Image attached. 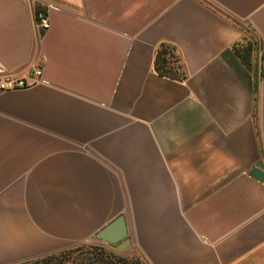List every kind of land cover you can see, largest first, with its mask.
<instances>
[{
	"label": "crops",
	"instance_id": "0c3cea01",
	"mask_svg": "<svg viewBox=\"0 0 264 264\" xmlns=\"http://www.w3.org/2000/svg\"><path fill=\"white\" fill-rule=\"evenodd\" d=\"M37 68L0 88V264L107 247L119 216L147 264H264V0H0V77Z\"/></svg>",
	"mask_w": 264,
	"mask_h": 264
},
{
	"label": "trees",
	"instance_id": "16d2710c",
	"mask_svg": "<svg viewBox=\"0 0 264 264\" xmlns=\"http://www.w3.org/2000/svg\"><path fill=\"white\" fill-rule=\"evenodd\" d=\"M261 48L262 43L250 29H246L240 39L231 47L234 54L249 70L252 67L254 52ZM179 61L173 46L161 44L155 53L154 68L160 75L178 79L183 76ZM94 249L98 251L93 252L94 256L87 264H145L138 255L133 260H129L128 258H120L101 246L94 247Z\"/></svg>",
	"mask_w": 264,
	"mask_h": 264
},
{
	"label": "rangeland",
	"instance_id": "374dc122",
	"mask_svg": "<svg viewBox=\"0 0 264 264\" xmlns=\"http://www.w3.org/2000/svg\"><path fill=\"white\" fill-rule=\"evenodd\" d=\"M94 247L100 246L95 244L78 245L63 250V252H57L55 254L30 260L28 262H23L21 264H87L93 258V252L98 251L94 249ZM104 248L120 258H128L129 260H133L138 255L141 260L145 262V260L139 254H136L133 251L126 253L125 249L121 252H116L115 250L109 248L108 245ZM145 264L147 263L145 262Z\"/></svg>",
	"mask_w": 264,
	"mask_h": 264
},
{
	"label": "water",
	"instance_id": "95a60500",
	"mask_svg": "<svg viewBox=\"0 0 264 264\" xmlns=\"http://www.w3.org/2000/svg\"><path fill=\"white\" fill-rule=\"evenodd\" d=\"M249 174L264 183V169L255 166L250 170ZM126 234L124 217L119 216L100 230L95 237L106 242L109 248L116 252H121L129 245V240L126 238Z\"/></svg>",
	"mask_w": 264,
	"mask_h": 264
},
{
	"label": "built area",
	"instance_id": "2783aa9c",
	"mask_svg": "<svg viewBox=\"0 0 264 264\" xmlns=\"http://www.w3.org/2000/svg\"><path fill=\"white\" fill-rule=\"evenodd\" d=\"M34 26L42 31L48 30L50 26V20L46 11H39L34 14ZM41 73L42 72L40 69H34L31 81L26 80L24 77H15L12 75L1 76L0 88L4 90L26 88L33 83L38 82Z\"/></svg>",
	"mask_w": 264,
	"mask_h": 264
}]
</instances>
